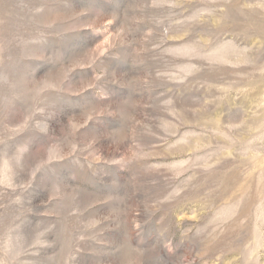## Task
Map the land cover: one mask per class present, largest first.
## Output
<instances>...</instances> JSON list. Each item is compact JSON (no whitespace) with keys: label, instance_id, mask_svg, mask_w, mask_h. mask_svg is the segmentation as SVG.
<instances>
[{"label":"rangeland","instance_id":"obj_1","mask_svg":"<svg viewBox=\"0 0 264 264\" xmlns=\"http://www.w3.org/2000/svg\"><path fill=\"white\" fill-rule=\"evenodd\" d=\"M0 264H264V0H0Z\"/></svg>","mask_w":264,"mask_h":264}]
</instances>
